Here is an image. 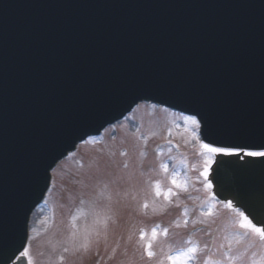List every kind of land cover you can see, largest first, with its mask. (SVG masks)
<instances>
[{"label":"water","instance_id":"95a60500","mask_svg":"<svg viewBox=\"0 0 264 264\" xmlns=\"http://www.w3.org/2000/svg\"><path fill=\"white\" fill-rule=\"evenodd\" d=\"M144 98L196 114L208 142L264 143V0H0L5 264L52 160ZM212 179L264 221V158H224Z\"/></svg>","mask_w":264,"mask_h":264},{"label":"rangeland","instance_id":"374dc122","mask_svg":"<svg viewBox=\"0 0 264 264\" xmlns=\"http://www.w3.org/2000/svg\"><path fill=\"white\" fill-rule=\"evenodd\" d=\"M155 109L142 106L132 122L117 126L123 132L115 140L90 139L76 155L59 164L53 189L31 219L28 245L33 264H155L143 255L140 240L141 230L150 236L153 228L160 233L153 242L160 259L170 250L192 245L204 252L202 239L214 236V231L215 254L219 249L223 256L225 237L243 234L234 224L236 213L225 206L229 200L222 204L204 198L214 186L205 188L200 176L205 158L202 150L198 155L200 137L192 135L193 130L198 135L199 128L185 121L189 116ZM171 139L184 147H178L183 153L169 157L172 150L166 146L155 153L162 142L171 144ZM162 163L168 165L167 172L160 167ZM173 171L180 173L181 180L186 177L187 187L174 189L177 194L166 199L163 191L171 187ZM157 182L162 190L159 196ZM210 207L212 214L205 215ZM197 224L205 225L199 234L187 232ZM163 229H168L166 236ZM193 236L190 242L187 237ZM255 238L243 235L239 244L233 243L234 252L244 253L238 262L250 264L253 253L264 254V245L255 246Z\"/></svg>","mask_w":264,"mask_h":264},{"label":"snow or ice","instance_id":"6c2138e0","mask_svg":"<svg viewBox=\"0 0 264 264\" xmlns=\"http://www.w3.org/2000/svg\"><path fill=\"white\" fill-rule=\"evenodd\" d=\"M185 121H190L196 128L200 127V122L195 117H186ZM138 130V129H137ZM88 134L85 133V136ZM192 135L194 138L199 140V136L196 131L193 130ZM77 139L82 140L87 143L88 141L84 140V137H78ZM200 148L202 150L201 154L204 156L203 170L200 172V176L203 177V183L205 188L211 189L213 187L212 181L208 178L209 171L212 163L217 154H222L224 156H237L240 159L246 157H254V158H264V143H255L251 141H244L242 143H229L226 146H217L213 143H205L203 140H200ZM75 147V144L70 145V148ZM67 151V150H66ZM61 155H64L63 153ZM59 157L54 158L52 162L49 164V168L52 172L56 171V167L58 164ZM252 162V161H250ZM160 167L167 172L168 165L161 164ZM180 173L173 171L170 176V184L171 187H168L166 191H163V195L165 198H169L170 196L176 195L177 193L174 189H186L187 187V179L186 177L181 180L179 179ZM51 179V177H48ZM162 194V190L160 188L159 182L156 183V195L159 196ZM212 200H216L215 194L211 196ZM219 203L224 204V201H219ZM145 208L148 205L145 203L143 205ZM226 207L231 208L237 215V219L234 221V224L238 225L240 229H243V234H234L231 239L225 237L227 240V250L223 252V258L221 260L212 261L211 264H235L236 261L242 260L244 253L233 251V243L239 244L243 235L253 234L258 236L261 244L264 245V226H258L257 223H254L252 219L249 218L244 211H241L239 208H236L233 205L231 200L226 202ZM205 215H211L212 209L211 207L207 210ZM74 219V218H73ZM187 220H185V224ZM261 225H264V221H260ZM163 235L168 234V229L162 230ZM160 233L157 231V228H153L151 234L145 232L144 230L140 231V240L143 242V255H146L149 261H155V264H191V261L196 258V253L200 250L198 245H192L187 248H181L175 251L170 250L168 254L164 256L163 259L158 258L157 253L153 250V242L157 239ZM29 237L27 231H25L24 236L21 238L20 247L16 249L19 252V256L17 259L27 257L29 260V264H33L32 258L30 256V245L27 244ZM207 247V246H205ZM221 248H224L225 245H221ZM65 252L68 251L67 248L64 249ZM246 251V249H245ZM15 255V253H13ZM8 259H11L9 256ZM61 260L64 259L63 256L60 257ZM143 259V256L141 257ZM0 264H5L3 259H0ZM205 264H209L208 260H205ZM250 264H264V254L257 256L256 253L252 254V258L250 260Z\"/></svg>","mask_w":264,"mask_h":264},{"label":"bare ground","instance_id":"6f19581e","mask_svg":"<svg viewBox=\"0 0 264 264\" xmlns=\"http://www.w3.org/2000/svg\"><path fill=\"white\" fill-rule=\"evenodd\" d=\"M218 155H222V154H218ZM245 157H246V156H245ZM245 157H244V158H245Z\"/></svg>","mask_w":264,"mask_h":264}]
</instances>
